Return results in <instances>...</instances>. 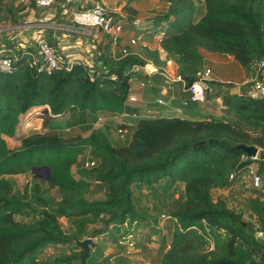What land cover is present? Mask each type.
<instances>
[{"label":"trees","instance_id":"trees-1","mask_svg":"<svg viewBox=\"0 0 264 264\" xmlns=\"http://www.w3.org/2000/svg\"><path fill=\"white\" fill-rule=\"evenodd\" d=\"M161 1L166 10L144 24L135 19L137 12L130 7L113 13L125 21V30L159 37L160 49L140 47L123 57L120 39L113 55L112 41L104 37L97 44L93 68L82 63L48 72L40 69L41 62L34 64L35 47L0 45V51H9L0 54V60L16 56L9 72L0 68V264H111L112 257L105 256L96 243L84 262L79 243L109 235L117 225L124 236L111 233L109 237L117 238L120 248L121 241L136 240L140 228L149 222L136 190L147 187L152 194L162 185L167 192H180L177 184L184 185V190L168 214L175 227L169 247L162 239L159 264H264V239L260 238L264 202L258 197L247 201L246 209L254 217L247 222L246 213L215 197V191L231 190L241 182L253 162L238 146H254L264 154V99L250 98L251 82L240 87V94L231 92L233 84L209 82L212 89L213 84L225 87L220 92L225 120L141 117L125 140L117 131L128 126L120 124L115 131L111 124L129 111L131 83L140 77L136 67L152 63L162 71L171 60L190 87L206 70L204 50L232 56L256 76L264 59V0ZM29 4L39 8L35 2ZM69 6L79 3L73 0ZM159 77L164 84L161 74H156L151 89L161 87ZM183 96L190 98L188 92ZM65 116L68 119L61 120ZM102 119L109 124L96 127ZM36 120L42 122L38 131L18 135L22 124ZM66 132L79 133L66 137ZM7 139L19 146L11 149ZM87 152L93 167L80 164ZM44 166L51 169L48 181L38 179L16 189L7 178ZM76 166H81L77 175ZM259 173L264 180V160ZM96 192L103 193L104 199H91ZM63 218L70 220L77 239L62 229ZM92 224L100 227L91 229ZM72 241L81 249L77 254L56 262L44 258L50 247Z\"/></svg>","mask_w":264,"mask_h":264},{"label":"rangeland","instance_id":"rangeland-1","mask_svg":"<svg viewBox=\"0 0 264 264\" xmlns=\"http://www.w3.org/2000/svg\"><path fill=\"white\" fill-rule=\"evenodd\" d=\"M73 0H54V5L52 8H37L33 9L32 6L27 2V0H2L0 2V45L3 44V47H6V43H10L14 47L20 48H34L37 46L38 41L40 39H46L50 42V33L53 34L52 45L57 46L59 40L57 38L62 37V35H68L72 43L70 45H75L77 40L80 39H92L91 36H87L89 32H93L90 29H82L79 28L73 22V14L77 11H82L86 9H90L95 3H102L104 7L108 11L123 13L124 7H130V9H134L137 12L136 20L139 23L144 24L151 17H154L157 14H161L166 10V4L161 0H133L134 2H129L130 0H77L79 6L70 7V2ZM202 2V0H198ZM61 7H65L61 9ZM13 12V13H12ZM83 33V34H82ZM126 37L135 36L141 37L143 41H146L147 34L141 33L138 30H132L131 28L126 29ZM96 35V33H93ZM61 35V36H60ZM56 36V37H54ZM94 40H90V44L93 45ZM97 41V40H95ZM126 46V45H124ZM123 46V47H124ZM97 47V46H96ZM122 47V46H121ZM79 61L83 62V60ZM171 61V60H170ZM171 66L175 67V63L172 61L171 65H169L170 73L173 75L176 73V70L171 69ZM209 99L212 100L216 98L215 95H209ZM157 97L153 96L152 100H156ZM216 104V103H215ZM129 106H135V104H130ZM161 106V105H159ZM218 108V106H217ZM220 110V109H219ZM221 113V112H220ZM155 115V114H153ZM152 114H145L146 117H152ZM219 120H225L226 116L220 114L217 117ZM68 119V116L61 118V120L65 121ZM133 127L129 128V133L132 132L133 129L136 128V124L138 122L137 118L131 119ZM41 121L36 120L33 121L30 125H21L18 129V135H26L33 133L34 131H38L41 127ZM119 122H111L114 127V130L118 126ZM109 122L104 121L103 119L99 121L96 127H100L103 125H108ZM116 131V130H115ZM79 132L71 133L66 132V137H72ZM116 132H114L115 134ZM84 136H87L88 133H84ZM9 147L11 149H15L19 146V142H16L14 139H7ZM90 160V155L87 152L86 155L81 157L80 164L86 165ZM81 166H76L74 168V174L77 175V172ZM39 175L45 176V172H39ZM37 174L30 172L25 175L7 177L10 179L16 189H23L27 183H35L36 180L40 179L36 176ZM242 181L244 184H242ZM237 184L234 188L227 191H215V197H223L225 201L228 203L231 209H235L239 213H246L245 221L250 222L251 214L247 211V201L253 197L252 188L248 183L247 178L244 179ZM264 181V180H263ZM156 194H152V196L142 199V208L141 210L146 215L150 217L149 226H145L141 233L136 236V241L141 246H146L147 244H152L153 247L155 245H160L162 243L163 237L168 240L171 239V233L165 232V229H170L168 219L164 218V216L170 215L171 205H163V202L169 201L168 198L163 200L161 197H156ZM166 196V195H165ZM95 200V197H91ZM99 198V197H97ZM176 197L170 198V200L175 199ZM99 200V199H98ZM102 200V199H100ZM168 208V209H167ZM23 220V219H21ZM60 223L62 225V229L66 234L72 235L74 239L78 238V232L72 228L70 220L68 219H60ZM163 226L165 228H163ZM99 224H92L90 228H99ZM157 231V232H156ZM114 236L123 237L124 233L119 225L113 230L110 231ZM165 233V236H164ZM77 237V238H76ZM260 238L264 239V236ZM100 244L104 246L105 254H114L116 256L117 248L115 246V242L110 240L107 236L103 237L99 240ZM83 242V241H81ZM94 243V240H93ZM124 243L121 241V244ZM77 242L72 241L66 246H57L50 247L44 255V258L56 262L58 259L63 257H68L80 252V248H77ZM76 252V253H75ZM118 259V258H117ZM116 259V260H117ZM115 260V261H116ZM113 262L112 264H114ZM76 264H79L76 261Z\"/></svg>","mask_w":264,"mask_h":264},{"label":"crops","instance_id":"crops-1","mask_svg":"<svg viewBox=\"0 0 264 264\" xmlns=\"http://www.w3.org/2000/svg\"><path fill=\"white\" fill-rule=\"evenodd\" d=\"M52 35H51V38L53 37ZM126 35L127 33L125 30L123 38L120 43L121 46L128 45L130 43L131 38L134 37L133 35L130 37H126ZM147 36L148 37L146 41H143L142 39V42L140 43L139 47L133 49V51H138L140 47H148L150 49H157V48L160 49L158 37H154L149 34H147ZM69 38L70 37L68 35H62V37L57 38L59 40V42L57 43V46L60 48L61 52L64 54L65 59L69 63H74L75 61L80 59V60H83L82 63H85L89 68H93V66L96 64V61H97L96 57L98 55V51H97V47H94L90 44V40L92 39L90 40L80 39V40H77L75 45H72V44L70 45L72 41L70 40L71 38L70 39ZM52 39H55V38H52ZM99 43L100 42H98V44ZM160 52H161L162 59L163 60L166 59V54L162 50H160ZM201 53L205 60V69H210L212 71V80L221 82L223 84L225 83L233 84L234 89L231 91L233 94H240V87H242L243 85L247 83L252 82L253 79L255 78V76L249 75L232 56L217 54V53H210L204 50H202ZM171 69H174L177 71V66L176 65L175 67L171 66ZM138 73L140 74V77L135 78L131 83L132 84L131 95L135 96L138 99V101L135 103H130V104H135V106L133 105L129 106L130 108H129L128 113L124 114L122 117H118L112 120V122L114 123L119 122V124L117 123L118 125L124 124V125H127L128 128L133 127L131 122H128V121H131V119L133 118L139 119L141 117H146L145 114H152V115L155 114L153 116H164V117H185V116L192 117L193 116L198 119H201L204 117H212V118L218 119L217 117L220 116V114H222L221 110L224 108V106L220 105V102L222 103L223 101V96L220 92L224 91L225 87H220L218 85L213 84L212 92L209 95H215L216 98H213L212 100L207 98L208 100H207V103L205 104L190 103L188 106L182 107V102L186 100V97L183 96V90L180 84H174L172 86H168L167 91H164L161 88L164 85L163 79L159 77L157 78L159 84H161L160 85L161 87H159V89H154V90L151 89L153 83L147 86L145 89H141L139 86V83L144 78V74L141 71H138ZM153 96H156L157 99L152 100ZM159 99H163L168 104L164 106H159V105L155 106L154 103H156ZM134 130L135 129L132 130L130 135H132ZM114 138H115V141L119 140L118 137L116 136ZM242 184H243V181H242ZM176 186L180 189V192H176L175 189L169 190L167 192L164 190L163 186L160 185L152 194L155 193L156 197H161V199L163 198V200L168 198L169 201L165 203L163 202V205L170 206V204H172L171 206H173V202L180 198V194L184 190V185L177 184ZM136 194L138 196L141 195V203H142V199L152 196L151 190H149L147 187H142V189L136 190ZM92 197H95V200H98V199L100 200V199H104V194L101 192H96ZM173 197H176V198L173 200H170V198H173ZM141 203H140V209L142 208ZM249 214L251 213L249 212ZM246 215L247 214H245V217ZM147 216L149 218V222H147L144 226H142L139 232H141L143 228H145L146 225L149 226L150 217L149 215ZM251 221H254V217L252 215H251ZM169 227L170 229H167V230L165 229V232L171 233V231L174 230L175 225L169 222ZM163 228L165 227L163 226ZM110 235H111V232H109V235H105V236H107L110 240H112L109 237ZM164 236H165V233H164ZM263 236L264 234L262 235V237ZM103 237L95 238L93 240H94V243L104 248V246H102V244H100V241H99ZM165 239L167 240L166 245L169 247L170 239L169 240L167 238ZM112 241L116 243L115 244L117 248L116 256H114V254L112 253L108 255L105 254V256L107 257L108 256L112 257L111 264L113 262H115L114 264H159L160 263L161 256H162L161 254L162 243L160 245L157 244L154 247L152 244L151 245L147 244L146 246L140 245L141 252L139 255H136L134 257H126L123 254L124 246L121 245V248L118 246L117 238H115V240H112ZM79 246H81L80 243H79Z\"/></svg>","mask_w":264,"mask_h":264},{"label":"built area","instance_id":"built-area-1","mask_svg":"<svg viewBox=\"0 0 264 264\" xmlns=\"http://www.w3.org/2000/svg\"><path fill=\"white\" fill-rule=\"evenodd\" d=\"M77 1V0H75ZM28 3L35 2L36 6L39 8H52L54 5V0H27ZM113 11H108L104 5L100 2L95 3L90 9L77 11L73 14V22L82 29H90L93 32H89L87 36H91L94 47L97 46L98 42H101L104 37H107L112 41V52L113 55L118 51V43L119 40L123 38L125 32V21L121 18L113 15ZM93 33H96L94 35ZM83 34V33H82ZM97 40V41H95ZM161 39L158 37V42L160 43ZM142 42L141 37H133L130 40V43L126 46L120 45V53L123 57H126L133 53V49L139 47ZM36 55L33 56V62L37 65V63L41 62L42 66L40 69H46L48 72L61 70L63 68L70 69L74 64H82L81 61L77 60L74 63H69L64 54L61 52L58 46H53L46 39H40L38 41L37 46L35 47ZM9 51L3 49L0 51L1 55L7 54ZM15 57L4 56L0 60V68L4 72H9L13 65V60ZM167 65L162 71L159 67L155 66L152 63H149L145 66L136 67L135 70L141 71L144 74V78L140 81L139 86L141 89H145L147 86L152 84V79L156 74H161L164 78V85L161 87L162 90L167 91L168 86H172L174 84H180L182 86L183 92H188L190 94L189 100H185L182 102V107L188 106L190 103H198L205 104L207 103V96L212 92V88L209 86V82H212V71L210 69H206L203 73L199 74V79L194 82L190 87H187L186 81L184 78L176 73H170L169 65H171L172 61L168 60ZM161 71V72H160ZM252 85L248 90V95L251 99L262 98L264 99V59L261 60L258 64L257 73L253 81ZM138 99L135 96H129V102L135 103ZM157 103L161 106L167 105L163 99H159ZM221 106L223 105L220 102ZM100 121V120H99ZM117 136L125 140L127 136H131L129 133V128H119L117 131ZM261 150L256 156L247 158H251L253 162L247 167V171L245 173V178H247L250 187L252 188V198L258 197L262 202H264V181L262 175L259 173V165L261 160H264V154H260ZM95 162L87 163L86 167H93ZM233 175L231 179H233ZM246 183V181H244ZM243 182V184H244ZM164 218L168 219L169 216H164ZM125 245L124 255L127 257H134L139 255L141 252V247L138 242L132 238L128 239L123 243Z\"/></svg>","mask_w":264,"mask_h":264},{"label":"water","instance_id":"water-1","mask_svg":"<svg viewBox=\"0 0 264 264\" xmlns=\"http://www.w3.org/2000/svg\"><path fill=\"white\" fill-rule=\"evenodd\" d=\"M238 148L250 157L256 156L259 152V149L257 147H254V146L240 145V146H238ZM32 172L37 174L36 176L42 180L48 181L51 179L50 167L44 166V167L33 168ZM39 172H45L46 174H45V176L39 175L38 174ZM80 245L84 249V255L82 258H83V261L85 262L86 259L88 258V256L90 255L91 247L94 245L93 239L88 238L85 241L81 242Z\"/></svg>","mask_w":264,"mask_h":264}]
</instances>
